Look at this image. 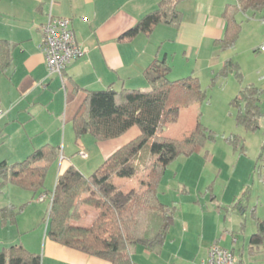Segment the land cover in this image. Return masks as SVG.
Masks as SVG:
<instances>
[{"label": "crops", "instance_id": "crops-1", "mask_svg": "<svg viewBox=\"0 0 264 264\" xmlns=\"http://www.w3.org/2000/svg\"><path fill=\"white\" fill-rule=\"evenodd\" d=\"M203 1L182 0L178 3L182 13L178 27L158 23L149 32L126 36L125 32L153 11L159 0H0V49L6 48L7 53L5 63L0 65V107L3 112L0 143L13 144L14 161L23 159L44 144L56 146L60 156L52 164L57 174L72 165L86 175L139 132L134 126L108 140H96L88 133L76 138L73 119L88 90L144 88L149 85L144 69L154 60L167 65L168 69L164 71L169 79L198 78L202 70L222 63L218 58V41L224 34L222 12L227 0H222L218 10ZM50 16L69 19L81 51L61 74L48 70L41 51L42 26ZM204 56H208L207 60ZM80 152L86 157H81ZM115 181L123 190L137 183L135 178H117ZM239 189L233 192L231 207L242 192V188ZM158 197L165 203L159 193ZM248 208L246 204L244 211L239 209L241 227L247 219ZM259 211L251 210L255 216L250 222L247 248L248 234L242 228L238 230L233 222L225 225L217 219L212 234L204 236L200 232L199 240L195 242L186 234L191 229L194 232L202 230L204 222L192 228L185 220L175 224L174 213L158 245L146 249L138 244L128 250V255L136 264H147L149 259V264H201L209 246L217 243L224 248L229 246L227 249L234 252L239 264H264V239L259 244L250 243L256 231L255 218L264 220V212ZM174 225V230L170 231ZM23 226L19 230L8 228L0 237V249L21 244L40 255V264H109L104 258L51 241L45 230H32L35 224ZM220 232L224 235L217 237Z\"/></svg>", "mask_w": 264, "mask_h": 264}, {"label": "trees", "instance_id": "trees-1", "mask_svg": "<svg viewBox=\"0 0 264 264\" xmlns=\"http://www.w3.org/2000/svg\"><path fill=\"white\" fill-rule=\"evenodd\" d=\"M182 0H159L157 7L142 16L125 32L132 36L149 32L156 24L178 27ZM264 10V0H236L227 3L222 17L224 34L218 44L221 49L231 48L240 32L235 12L252 13ZM6 48L0 49V65L6 60ZM167 65L154 60L145 69L149 85L144 88H111L88 90L80 110L73 119L76 138L88 133L96 140H108L124 134L131 127L138 135L121 145L89 175L69 165L59 171L54 189L50 192L45 235L51 241L106 259L109 264H136L127 251L138 244L150 249L158 245L172 220L177 205L162 203L158 197L161 178L176 157L200 152L213 134L199 121L184 131L181 137L164 135L167 124L176 118L181 108L201 102L205 98L200 81L194 76L169 79ZM238 65L226 60L218 74L237 71ZM261 89L247 84L239 89L230 104L237 112L235 121L248 131L259 127L264 116L260 107ZM238 135L226 139L238 142ZM60 156L58 147L44 144L33 149L21 160L0 161V193L6 182L32 192L46 193L44 177L47 168ZM263 157V155H259ZM117 178H135V186L123 190ZM250 194L249 186L233 206L244 211ZM42 196V195H41ZM44 199V195L42 200ZM214 201V196L212 197ZM84 205L90 206L89 223L72 222L81 216ZM16 208L9 204L0 207V224L15 223ZM256 231L251 244L264 239V220L255 218ZM217 244V243H216ZM0 264H40V255L21 244H10L0 249Z\"/></svg>", "mask_w": 264, "mask_h": 264}, {"label": "rangeland", "instance_id": "rangeland-1", "mask_svg": "<svg viewBox=\"0 0 264 264\" xmlns=\"http://www.w3.org/2000/svg\"><path fill=\"white\" fill-rule=\"evenodd\" d=\"M221 2L222 0L203 1L214 10H218ZM226 2L234 4L235 0H227L224 5ZM235 18L240 23V32L234 46L225 49L218 47V58L222 63H215L198 75L205 98L193 106L181 108L176 118L163 131L170 137H181L184 131L194 125L196 115L199 114L201 124L213 134L214 140H208L200 152L190 156L180 155L168 164L158 187L163 202H174L177 205L175 224L185 220L192 228L204 222L202 230L194 232L191 229L194 235L191 232L186 234L187 238L194 239L195 242L199 240L200 232L204 236L212 234L217 219L225 225L233 222L238 230L242 228L248 234L250 222L255 216L251 210L255 209V213L256 210L260 213L259 210L262 209L264 212V116L260 118L256 130L248 131L236 123L237 110L230 104L241 87L253 84L262 90L259 104L264 112V53L260 49L264 46V10L254 13L238 11L235 12ZM207 58L208 56H204V60ZM228 59L238 65L237 71H229L224 76L218 74L224 61ZM233 134L239 136L235 144L226 139ZM14 152L13 144L0 143V160L14 161ZM97 166L98 164L86 175L92 173ZM54 167L52 164L46 170L44 194L24 189L10 181L6 182L0 193V207L11 204L18 213L13 225L0 224V237L6 234L8 228L19 230L23 224V227L35 224L33 231L46 229L49 195L54 189L57 174ZM61 167L63 169V165ZM246 186H249L251 195L249 194L246 201L249 205L247 219L241 227L238 220L241 211L230 204L233 192H237L239 187L243 192ZM41 195H44L43 200L40 199ZM213 196L215 201L212 200ZM86 206L81 209L89 208L87 212L82 211L81 216L72 219V222L89 223L93 209ZM174 228L175 225L170 231ZM221 234L224 235L220 232L217 237ZM249 235L245 239V248ZM241 238L242 236L239 239ZM146 263L149 264L150 259Z\"/></svg>", "mask_w": 264, "mask_h": 264}, {"label": "built area", "instance_id": "built-area-1", "mask_svg": "<svg viewBox=\"0 0 264 264\" xmlns=\"http://www.w3.org/2000/svg\"><path fill=\"white\" fill-rule=\"evenodd\" d=\"M70 21L66 17L50 16L42 26L43 43L41 51L45 57L47 68L50 72L61 74L65 66L81 54L77 45ZM264 50V46H261ZM3 114L0 107V117ZM81 157H86L80 152ZM43 196H40L42 199ZM201 264H239L237 256L230 249L213 243L209 246L207 255Z\"/></svg>", "mask_w": 264, "mask_h": 264}]
</instances>
